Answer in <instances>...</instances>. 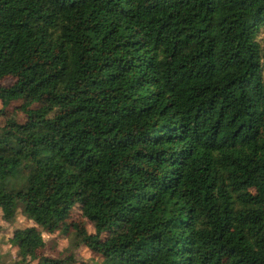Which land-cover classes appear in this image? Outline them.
I'll return each instance as SVG.
<instances>
[{"label": "trees", "instance_id": "obj_1", "mask_svg": "<svg viewBox=\"0 0 264 264\" xmlns=\"http://www.w3.org/2000/svg\"><path fill=\"white\" fill-rule=\"evenodd\" d=\"M0 11V80L56 104L20 106L36 136L0 131V181L22 179L25 151L51 165L1 195L8 219L22 201L42 231H64L76 206L92 227L72 226L78 243L105 264H264V0H0ZM41 241L33 231L27 254Z\"/></svg>", "mask_w": 264, "mask_h": 264}, {"label": "rangeland", "instance_id": "obj_2", "mask_svg": "<svg viewBox=\"0 0 264 264\" xmlns=\"http://www.w3.org/2000/svg\"><path fill=\"white\" fill-rule=\"evenodd\" d=\"M25 3L22 2L21 5ZM1 12V11H0ZM4 13V12H1ZM47 23V29H59L56 23L50 20ZM59 23H62L61 21ZM8 36H17L16 31H9ZM256 40L260 46L264 45V26H261L256 34ZM72 44L67 43L68 51ZM14 82L12 77H4L0 80V131H8L12 138L16 136L32 137L38 134L33 129H21L19 124L24 120V114L20 108L22 104L30 102V106L39 107L41 110H52L56 104L43 99L42 102L36 101L39 98L38 90L35 86L28 88L26 95L15 98L7 88ZM27 166L22 170V179L15 182V186L10 185L11 181H0V264H34L31 259L33 255L65 256L72 254L74 264H105L101 257L94 255L87 248L78 243L76 229L72 226L75 223H82L87 231H92L90 223L80 217V212L74 206L62 222L67 225L64 231H55L46 233L42 231L24 212L22 201H18L13 213V217L8 219L1 208V195L5 192L13 194L18 189L24 190V179H34L45 173L51 168V165L40 153L25 151L22 153ZM264 183V177L261 178ZM12 186V187H11ZM217 212V211H216ZM218 214V213H217ZM37 231L41 237V244L34 248L31 254H27V246L32 239V232ZM109 264H127L109 262Z\"/></svg>", "mask_w": 264, "mask_h": 264}]
</instances>
